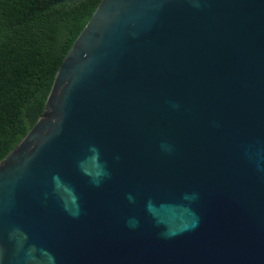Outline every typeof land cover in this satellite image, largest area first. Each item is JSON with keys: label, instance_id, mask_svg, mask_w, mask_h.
Returning <instances> with one entry per match:
<instances>
[{"label": "water", "instance_id": "1", "mask_svg": "<svg viewBox=\"0 0 264 264\" xmlns=\"http://www.w3.org/2000/svg\"><path fill=\"white\" fill-rule=\"evenodd\" d=\"M0 264H264V0H100L0 160Z\"/></svg>", "mask_w": 264, "mask_h": 264}, {"label": "trees", "instance_id": "2", "mask_svg": "<svg viewBox=\"0 0 264 264\" xmlns=\"http://www.w3.org/2000/svg\"><path fill=\"white\" fill-rule=\"evenodd\" d=\"M100 0H0V160L42 113L55 73Z\"/></svg>", "mask_w": 264, "mask_h": 264}]
</instances>
